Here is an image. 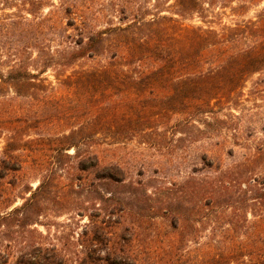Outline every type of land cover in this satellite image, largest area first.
Wrapping results in <instances>:
<instances>
[{
    "label": "rangeland",
    "instance_id": "rangeland-1",
    "mask_svg": "<svg viewBox=\"0 0 264 264\" xmlns=\"http://www.w3.org/2000/svg\"><path fill=\"white\" fill-rule=\"evenodd\" d=\"M69 1L0 0V76L28 74L21 94L10 81L0 85V263L15 264L34 246L55 247L74 263L88 254L105 258L115 241L129 245L124 238L134 224V252L145 264H165L171 245L178 247L176 264H212L211 253L232 247L230 241L243 238L245 229L230 236L224 221H199L192 196L185 197L180 187L193 176L215 177L217 164L231 166L264 142V69L250 74L231 98L213 100L214 112L196 111L191 100L183 103L178 92L190 84L179 80L143 90L109 88L103 103L110 106L103 111L100 91L67 76L107 63L119 42L111 36L106 42L111 51L104 55L55 65L78 38L68 25ZM76 1L97 29L175 10V0ZM215 2L207 20L217 28L257 19L264 10V0L243 7L240 0ZM200 19L194 14L185 22L200 24ZM252 40L244 38L242 45ZM6 152L15 160L3 165ZM205 154L215 156L213 167ZM94 155L100 165L121 164L125 184L105 183L94 166L80 168L82 159ZM171 201L174 208L181 204L167 214L164 207ZM138 212L146 215L138 220ZM173 212L187 219L186 228L183 220L174 228ZM97 226L112 239H94Z\"/></svg>",
    "mask_w": 264,
    "mask_h": 264
},
{
    "label": "trees",
    "instance_id": "trees-1",
    "mask_svg": "<svg viewBox=\"0 0 264 264\" xmlns=\"http://www.w3.org/2000/svg\"><path fill=\"white\" fill-rule=\"evenodd\" d=\"M222 1L226 3L228 0ZM240 1L239 6L243 7L246 2L260 0ZM205 3V0H175L173 15L160 12L151 18L144 15L125 24L97 29L88 23L77 1L70 0L66 7L70 17L68 25L77 30L78 38L69 42L62 60L55 59L53 63L68 67L82 58L104 55L108 50L106 42L114 36L119 44L114 50H108L111 52L107 63L92 70L76 71V75H68L67 80L94 87L95 92H101L102 100L110 98L109 88L112 87L126 85L143 90L158 82L168 84L173 80L184 81L190 87L178 92L183 103L185 99L191 100L196 111L214 112L210 110L213 100L220 103L231 98L250 74L264 69V10L257 19L224 24L217 28L210 24L213 20H207L208 13L213 15L211 4L216 2L210 0ZM122 11L124 13L126 10ZM194 14H198L202 23L187 24L185 19L192 18ZM244 38L253 40L251 44L243 46ZM126 68H132V71ZM27 75L23 71H11L8 78L1 74L0 85L10 81L15 86V92L21 94L20 89L24 87ZM34 87H38V84H34ZM149 93L153 94V89ZM147 95L144 92V97ZM107 100L100 105L103 111L110 106L103 103ZM12 144L14 142H9L8 146ZM6 153L3 165L9 160H15L14 154ZM209 156L205 154L202 158L208 161V166L213 167L215 156ZM92 158L95 162L91 164L89 160ZM91 166L96 168L97 177L105 183L125 184L126 171L121 164L110 162L100 165L96 155L80 161L83 170ZM215 171V177L193 176L180 187L185 190V197L192 196V210L199 215V221H224L228 225L227 229L223 227L226 229L224 232L230 236H234L231 232L238 233L245 229L241 232L243 238L230 241L232 247L212 252L210 262L229 264L246 259L243 264H264V142L241 160H235L231 166L222 169V165L217 164ZM180 201L183 203L185 200ZM179 202L175 208L172 207V201L165 205L166 213L176 211L181 204ZM173 213L174 228L177 229L182 220L186 228L187 219ZM137 214L138 220L146 215L144 212ZM136 229L134 224L131 229L127 227L129 233L124 239L129 245L119 246V241H115L114 250H110L105 258L88 254L74 263L55 247L34 246L19 257L15 264H145L134 252V241L138 236ZM184 231L181 230V233ZM93 236L104 243L112 239L101 226L94 227ZM166 253L169 258L165 264H176L174 256L179 253L178 247L171 245Z\"/></svg>",
    "mask_w": 264,
    "mask_h": 264
}]
</instances>
